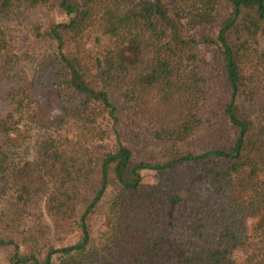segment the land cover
<instances>
[{"label":"trees","instance_id":"obj_1","mask_svg":"<svg viewBox=\"0 0 264 264\" xmlns=\"http://www.w3.org/2000/svg\"><path fill=\"white\" fill-rule=\"evenodd\" d=\"M258 35L264 0H0L7 264H264Z\"/></svg>","mask_w":264,"mask_h":264},{"label":"rangeland","instance_id":"obj_2","mask_svg":"<svg viewBox=\"0 0 264 264\" xmlns=\"http://www.w3.org/2000/svg\"><path fill=\"white\" fill-rule=\"evenodd\" d=\"M41 17L42 18H45V17L52 18L53 20H56V21L63 20V16L59 15L58 13L47 14L45 17L42 15ZM38 18H40V17H38ZM15 40H16L15 44L17 47V51L26 52L29 56V58H28L29 63H27L25 65V71L28 74H30V72L32 70L33 61L35 59L31 53V52H33L32 51V42L29 41V39H26L25 35H23V34H20L18 36V38L16 37ZM257 43H258L259 47H264V35H258L257 36ZM204 52H205L206 56L210 55V49H204ZM72 133H73V130L68 128V130L66 132V137L70 139L72 136ZM97 179H98V169L96 167H94L92 169L91 175L85 181V184H84L85 191H89V190L94 189L97 185ZM142 183L144 185H148V186L153 185L155 183V174L151 171H144L142 173ZM101 206H102V204L99 205V209H97L90 216V220H89L91 235L94 238L97 236L98 232H100V230H101V215H102V212L100 210ZM59 237H61V235L60 236H56V235L51 236L50 237V243L53 244L54 246H61V245H64L65 243L73 241L72 236H69L64 240L57 239ZM9 255H10L9 248L0 250V264H7L6 260L9 257Z\"/></svg>","mask_w":264,"mask_h":264}]
</instances>
